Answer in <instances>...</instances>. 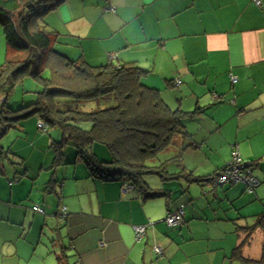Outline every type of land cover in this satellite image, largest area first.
<instances>
[{
	"label": "crops",
	"instance_id": "1",
	"mask_svg": "<svg viewBox=\"0 0 264 264\" xmlns=\"http://www.w3.org/2000/svg\"><path fill=\"white\" fill-rule=\"evenodd\" d=\"M256 1L66 0L34 22L69 60L139 68L142 84L158 90L171 110L192 114L183 122L195 148L169 165L175 171L168 167V175L213 176L237 147L245 162L254 163L259 185L248 192L242 184L144 179L150 190L169 195L167 202L145 199L137 189L123 194L125 183L97 180L87 166V172L76 165L58 179L59 168L48 158L51 139L34 115L0 138V264H60L59 256L66 264H242L230 259L239 246L243 258H262L264 0ZM2 30L0 66L7 52L14 53ZM19 86L8 101L13 110L33 104L40 89L28 78ZM35 204L43 215L33 212ZM180 209L181 225L161 222ZM139 226L149 228L137 241Z\"/></svg>",
	"mask_w": 264,
	"mask_h": 264
},
{
	"label": "trees",
	"instance_id": "2",
	"mask_svg": "<svg viewBox=\"0 0 264 264\" xmlns=\"http://www.w3.org/2000/svg\"><path fill=\"white\" fill-rule=\"evenodd\" d=\"M65 1L0 0V26L9 51L14 52H7L0 66V138L14 124L37 115L47 128L56 154L53 165L61 163L63 149L72 145L92 177L131 184L145 199L162 197L170 201L169 195L147 187L144 179L148 175H156L163 181L176 176L190 183L210 182L215 188L233 186L215 184L228 163L208 178L193 177L186 171L167 174L169 165L181 161L186 150L195 148L183 122L192 114L171 110L158 90L142 84L143 71L129 65L94 67L82 60L71 61L54 50L49 36L34 22ZM25 78L40 88L36 101L13 110L8 105L9 98ZM90 101L97 103V108L83 110V104ZM177 142L179 147L175 145ZM95 144L106 148L108 159H99L92 153ZM172 146H177L173 157L149 165ZM246 163L253 169V162ZM164 220L161 222L168 228L183 222L182 219L179 225L169 227ZM257 225L264 229V218L261 221L259 218ZM100 243L99 247H104ZM58 259L60 264H66L61 256ZM230 259L242 264H264V254L259 261L243 258L241 246L232 252Z\"/></svg>",
	"mask_w": 264,
	"mask_h": 264
},
{
	"label": "built area",
	"instance_id": "3",
	"mask_svg": "<svg viewBox=\"0 0 264 264\" xmlns=\"http://www.w3.org/2000/svg\"><path fill=\"white\" fill-rule=\"evenodd\" d=\"M255 4L259 6L260 1L257 0ZM180 83L181 82L179 80L175 81V85L177 86ZM38 127L43 130L47 129L41 121L38 123ZM215 184L217 186H223L225 184H243L248 192H252L259 185V181L253 175L252 167L240 158L238 148L233 147L231 152V159L226 165V167L220 172V174L215 179ZM132 189L133 186L131 184H124L122 188V193L125 194ZM32 210L37 214L43 213V210H41V207L38 205L33 206ZM62 213L65 214V209H62ZM182 219L183 212L182 210H179L175 213L169 214L164 221L167 226L174 227L176 225H179L182 222ZM145 229L146 226H139L134 229L135 238H137V240L142 238L145 233ZM100 245L103 246L104 244L101 242ZM154 251L157 254L159 253L158 250H155V248Z\"/></svg>",
	"mask_w": 264,
	"mask_h": 264
},
{
	"label": "rangeland",
	"instance_id": "4",
	"mask_svg": "<svg viewBox=\"0 0 264 264\" xmlns=\"http://www.w3.org/2000/svg\"><path fill=\"white\" fill-rule=\"evenodd\" d=\"M0 30H2V28H1V26H0ZM2 32H3V30H2ZM5 41V40H4ZM48 71L47 72H45V76L46 77H48ZM25 85V87H28V88H26V90L25 91H29L30 90V87H29V83H26V84H24ZM17 87V86H16ZM15 87V89L16 90H21V86H19L18 88H16ZM14 100V96L12 95L11 96V101H13ZM97 103H95V102H93V101H90V102H88V103H84L83 104V107H82V109L83 110H88V109H93V107H95V108H97ZM21 122H23L22 120H21ZM38 129V128H37ZM3 143V141H1V144ZM3 145V144H2ZM175 148V146H172L171 148ZM171 148H169L166 152H164V153H162V154H160V155H158V157L156 158V160H154V161H152V162H149V165H158L160 162H163V161H165V160H167V159H169V158H171V157H173L175 154H174V150L173 149H171ZM169 150H173V151H169ZM47 152H48V158H52L53 160L55 159V156H56V154H55V152H54V150L52 149V148H49L48 150H47ZM92 153L98 158L99 156H101V155H104V158L103 159H108L109 158V155H108V153H107V151H106V148L104 147V146H101V145H98V144H95L93 147H92ZM46 155V154H45ZM47 156V155H46ZM75 157H76V160H77V163L75 162ZM230 159H231V157H230ZM5 162H7V161H5ZM61 163L60 164H58L56 167L57 168H59V171H58V173L56 174V175H58V179H62L63 177H64V175H65V173H66V171L67 170H70V171H74V169H76L77 167H76V165H78V167H79V171L80 170H82L83 171V169L87 172V168H86V165H85V163H84V160L82 159V156L80 155V154H78L77 153V149L74 147V146H72V145H69V146H66L64 149H63V157H61V161H60ZM52 163H53V161H52ZM209 167L211 166V163L209 162L208 164H207ZM82 166H84V167H82ZM173 168H175L174 166H171V167H169V169H168V171H175ZM85 171H83V172H85ZM53 175V173L52 172H49V173H47V175L46 176H42V178L41 179H43V178H45V181L46 180H48L51 176ZM150 177H146L145 178V181L147 182L148 180H151V179H149V178H155L154 177V175H149ZM109 182H111V181H109ZM59 183H65V182H63V181H61V182H59ZM126 184H128V183H126ZM125 184V185H126ZM79 186H75V187H73L72 188V190L70 191V192H74V191H76V189L78 188ZM59 190H60V188H59ZM42 191V190H41ZM40 191V192H41ZM43 197V196H42ZM32 203H29L30 205H32L34 202L32 201V200H30ZM36 205V204H35ZM41 210H43L42 212L43 213H40L41 215H43L44 213H45V210H44V208L43 207H41ZM180 210H182V209H180ZM179 211V210H178ZM177 212V211H176ZM183 212V211H182ZM175 213V212H174ZM167 217V216H166ZM165 217V218H166ZM49 225V224H48ZM145 231H146V229H145ZM46 234H47V237H52V235H51V233H49L48 232V230L46 229ZM44 244H45V246H47V247H49L48 245L50 244L49 242H44ZM155 250H158V254H161V250H160V248H158V247H155Z\"/></svg>",
	"mask_w": 264,
	"mask_h": 264
}]
</instances>
